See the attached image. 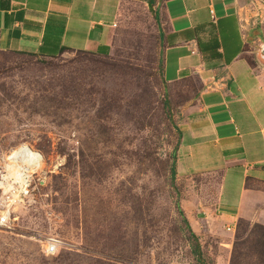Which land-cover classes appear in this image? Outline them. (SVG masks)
I'll return each mask as SVG.
<instances>
[{"label":"rangeland","instance_id":"374dc122","mask_svg":"<svg viewBox=\"0 0 264 264\" xmlns=\"http://www.w3.org/2000/svg\"><path fill=\"white\" fill-rule=\"evenodd\" d=\"M162 1L124 0L109 55L0 51V264H264V224L203 219L199 177L172 172L189 89L162 82Z\"/></svg>","mask_w":264,"mask_h":264},{"label":"crops","instance_id":"0c3cea01","mask_svg":"<svg viewBox=\"0 0 264 264\" xmlns=\"http://www.w3.org/2000/svg\"><path fill=\"white\" fill-rule=\"evenodd\" d=\"M246 1L161 4L162 82L192 92L179 105L175 175L199 177L187 184L193 204L207 207L203 219L220 227L238 219L264 224V21L241 13ZM123 3L0 0V51L109 55Z\"/></svg>","mask_w":264,"mask_h":264},{"label":"built area","instance_id":"2783aa9c","mask_svg":"<svg viewBox=\"0 0 264 264\" xmlns=\"http://www.w3.org/2000/svg\"><path fill=\"white\" fill-rule=\"evenodd\" d=\"M7 218H8V212L7 210L2 212L0 214V227H6V223H7ZM62 243L60 241V239L53 237V236H49L47 237L43 244L41 245V252L46 255H54L57 250L61 247Z\"/></svg>","mask_w":264,"mask_h":264},{"label":"bare ground","instance_id":"6f19581e","mask_svg":"<svg viewBox=\"0 0 264 264\" xmlns=\"http://www.w3.org/2000/svg\"><path fill=\"white\" fill-rule=\"evenodd\" d=\"M6 159L12 160V161H15L16 159H23V160H26L29 164L34 165V163L37 164L38 161H39V154L36 151H33L32 149H30L27 146H19L17 149H15L14 151H12L7 156ZM20 186H21V183H20Z\"/></svg>","mask_w":264,"mask_h":264},{"label":"trees","instance_id":"16d2710c","mask_svg":"<svg viewBox=\"0 0 264 264\" xmlns=\"http://www.w3.org/2000/svg\"><path fill=\"white\" fill-rule=\"evenodd\" d=\"M78 51V50H77ZM80 51V50H79ZM82 52H85V51H82ZM173 168H172V172H173ZM176 208H177V205H176ZM180 209H179V207H178V211H179ZM180 212V211H179ZM182 220H183V222H184V224H185V226L186 227H188L189 228V226H188V223H187V220L185 219V217L184 216H182ZM238 220H240V219H238ZM197 246H195V248H194V252H195V254H197L198 255V252H197V248H196Z\"/></svg>","mask_w":264,"mask_h":264},{"label":"water","instance_id":"95a60500","mask_svg":"<svg viewBox=\"0 0 264 264\" xmlns=\"http://www.w3.org/2000/svg\"><path fill=\"white\" fill-rule=\"evenodd\" d=\"M263 51H264V49H263ZM263 53H264V52H263ZM263 57H264V54H263ZM200 216H202V214H201Z\"/></svg>","mask_w":264,"mask_h":264}]
</instances>
